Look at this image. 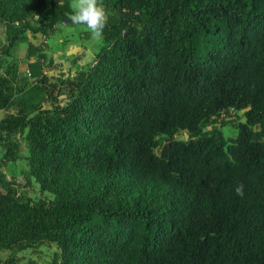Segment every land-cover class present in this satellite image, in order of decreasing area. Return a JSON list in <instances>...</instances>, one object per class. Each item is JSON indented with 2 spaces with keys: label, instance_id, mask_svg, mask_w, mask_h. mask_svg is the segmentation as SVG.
Instances as JSON below:
<instances>
[{
  "label": "trees",
  "instance_id": "1",
  "mask_svg": "<svg viewBox=\"0 0 264 264\" xmlns=\"http://www.w3.org/2000/svg\"><path fill=\"white\" fill-rule=\"evenodd\" d=\"M100 3L116 13L92 61L51 81L44 41L27 39L28 74L13 53L27 34L75 26L71 0H0V110H12L0 118V251L15 262L55 243L51 264H264V0ZM230 108L244 110L234 138L203 130ZM20 158L51 199L7 179Z\"/></svg>",
  "mask_w": 264,
  "mask_h": 264
},
{
  "label": "rangeland",
  "instance_id": "2",
  "mask_svg": "<svg viewBox=\"0 0 264 264\" xmlns=\"http://www.w3.org/2000/svg\"><path fill=\"white\" fill-rule=\"evenodd\" d=\"M72 3V0H71ZM103 6V5H102ZM107 15L116 13L115 10L103 6ZM84 26V25H82ZM65 29H59L56 34H52L50 38V48L48 49V55L53 59V64L45 68L46 75L49 76L51 81H54L59 75L65 77H72L81 67H85L87 64H82V61L91 62L93 59V51L99 49L101 46V37L99 39H93L88 29H78L75 26H64ZM75 27V29L73 28ZM0 35L4 36L3 26L0 24ZM28 38L21 39L13 53V58L22 60L19 62L20 74H28L27 67L23 58L26 53V44ZM15 56V57H14ZM7 60H10L8 58ZM60 100H64V96L60 97ZM0 110V118L7 112ZM244 110L228 109L221 112L214 120H210L203 125V130H209L212 125H217L221 130L224 138L231 139L237 134L235 124L238 121H244ZM222 123H225L222 125ZM175 138L186 139L188 138V132L186 130H178L175 134ZM156 152H160V148L156 149ZM20 153L22 157L27 154V150L23 143L20 144ZM23 169H28L27 162L24 158H20L13 163H9L8 167L3 169L7 179H15L18 183L16 190L19 194L29 197L32 201H36L39 198L51 199L53 195L47 191H41L39 184L31 177L29 183H26L25 178L22 176ZM59 252V248L55 243L47 245H36L34 247L20 250L16 253L17 259L15 262L10 261V251H0V256L8 264H28L32 261L33 264H51L54 253Z\"/></svg>",
  "mask_w": 264,
  "mask_h": 264
},
{
  "label": "clouds",
  "instance_id": "3",
  "mask_svg": "<svg viewBox=\"0 0 264 264\" xmlns=\"http://www.w3.org/2000/svg\"><path fill=\"white\" fill-rule=\"evenodd\" d=\"M72 14L69 19L73 24L84 25L90 31L93 39H99L108 22V15L100 0H72ZM238 196L243 197L244 186L235 189Z\"/></svg>",
  "mask_w": 264,
  "mask_h": 264
},
{
  "label": "crops",
  "instance_id": "4",
  "mask_svg": "<svg viewBox=\"0 0 264 264\" xmlns=\"http://www.w3.org/2000/svg\"><path fill=\"white\" fill-rule=\"evenodd\" d=\"M66 27H63V25H60L59 26V29H65ZM74 29H75V27H73ZM77 28L78 29H87L86 28V26H82V25H77ZM59 29H58V31H59ZM57 31V32H58ZM56 34V33H55ZM54 34V35H55ZM27 36H28V40L29 41H31L32 43H34L35 45H39L42 41H44L45 43H46V48H45V52L47 53L48 52V49L50 48V38H51V36L49 37V38H47L46 40H44V38L40 35V34H37L36 35V37H32L31 35H29V34H27ZM98 49H96L95 51H93V55H94V53L97 51ZM48 54V53H47ZM25 57V56H24ZM24 59V58H23ZM20 61H22L21 59H20ZM90 62V61H89ZM86 63H88V61H82V64H86ZM28 71V70H27Z\"/></svg>",
  "mask_w": 264,
  "mask_h": 264
}]
</instances>
